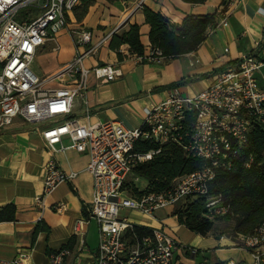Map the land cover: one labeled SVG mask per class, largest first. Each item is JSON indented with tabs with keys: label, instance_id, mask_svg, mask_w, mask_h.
<instances>
[{
	"label": "built area",
	"instance_id": "2783aa9c",
	"mask_svg": "<svg viewBox=\"0 0 264 264\" xmlns=\"http://www.w3.org/2000/svg\"><path fill=\"white\" fill-rule=\"evenodd\" d=\"M80 0H0V132L16 118L37 127L48 152L74 150L88 155L87 172L93 179V199L88 218L78 221L77 234L89 220H95L99 245L95 264H180L177 258L186 247L162 228L138 237L134 224L121 216L123 210L154 217L167 207L183 208L187 201L203 198L210 220L228 215L221 195L210 194L215 170H229L235 161L246 166L254 160L250 150L254 130L264 132V45L245 55L229 69L219 73L211 84L194 96L177 88L159 103L144 108L140 127L130 129L118 122L87 124L72 116L80 104L87 106L89 78L110 83L122 74L111 64L87 68L85 57L93 55L111 34L91 45L88 31L76 35L74 57L56 73L41 77L32 64L48 44L60 49L58 36L68 28V15ZM219 25L227 26V18ZM261 48V49H260ZM158 49L136 56L138 62H160ZM88 116V110H86ZM68 140V143L65 141ZM138 141L157 145L145 153L136 151ZM177 144L207 164L199 170L174 179L162 191H147L132 197L127 189L134 168L148 162L164 145ZM76 176L62 170L51 158L44 166L43 190L36 197L42 222L45 198L61 183ZM62 206H59L60 210ZM238 244L251 255L249 262L234 260L203 264H264V221L252 235L238 234ZM24 253L0 264H26ZM69 251L49 255L48 264H64Z\"/></svg>",
	"mask_w": 264,
	"mask_h": 264
},
{
	"label": "crops",
	"instance_id": "0c3cea01",
	"mask_svg": "<svg viewBox=\"0 0 264 264\" xmlns=\"http://www.w3.org/2000/svg\"><path fill=\"white\" fill-rule=\"evenodd\" d=\"M143 6L161 13L177 25L188 15L215 14L216 26L208 29L205 41L196 51L179 58L138 62L136 56L129 53L128 46L124 45L120 48L124 59L119 61L116 52L110 49V41L114 34L129 24L140 26L145 55L151 49L150 26L145 21ZM223 18H227V26L219 25ZM74 31H88L92 36L91 45L111 34L95 54L85 57L84 65L90 69L111 64L119 68L122 75L110 83H99L90 76L87 106L80 104L72 116L91 125L118 122L134 129L143 122L144 108L164 100L172 89L177 88L185 96H194L207 88L219 73L234 67L245 55L256 52L259 44L262 47L264 0H207L197 4L183 0H94L84 14L79 3L68 15V28L61 33L71 41V53L59 58L55 53L61 48L54 52L51 45L45 46L35 58L40 59L39 72L44 73L32 69L38 76L56 73L74 57L77 51L74 44L76 35L72 36ZM51 158L62 170L76 176L61 183L45 198L43 226L36 232L41 210L36 205V197L42 193L44 166ZM88 159L87 154L74 150L51 155L37 127L22 118H16L10 127L0 132V212L10 204L16 207L14 221L0 222L1 258L11 260L24 253L26 264H48L51 253L73 242L64 264H95L99 245L97 222L88 219L82 232H75L78 221L88 218L87 208L93 199V179L86 170ZM136 180L144 183L143 190L147 187L145 179L137 177ZM59 206H62L60 210ZM175 208L161 209L154 217L143 215L145 222L133 223L151 229L163 227L169 235L179 240V235H183L191 239L192 245L213 248V252L217 253L232 250L238 253L240 261H251L250 253L237 246V236L233 240L213 236V233L200 236L178 223L173 215ZM158 213H162V216L158 217ZM120 215L128 218L125 215L129 213L123 210ZM185 250L182 252L185 256H179L177 262L193 264L191 260L200 252L193 246ZM212 262L223 261L204 259L194 264Z\"/></svg>",
	"mask_w": 264,
	"mask_h": 264
},
{
	"label": "trees",
	"instance_id": "16d2710c",
	"mask_svg": "<svg viewBox=\"0 0 264 264\" xmlns=\"http://www.w3.org/2000/svg\"><path fill=\"white\" fill-rule=\"evenodd\" d=\"M188 3H204L207 0H183ZM94 0H80L83 14ZM145 21L150 26L149 41L151 50L158 49L164 59H176L196 51L207 37L209 28L216 26V15L186 16L182 23H171L165 16L150 8H142ZM264 42V41H263ZM128 46L129 53L135 56H145V47L140 40V26L129 24L127 28L112 36L110 49L116 52L118 60L124 59L120 48ZM136 151L145 153L158 146L147 141H138ZM250 150L254 152V160L247 167V154L244 159L235 161L230 169L215 170L216 176L210 185V194L221 195L229 208L228 215L222 219L232 223V232L237 236L252 235L264 221V132L254 130L251 135ZM206 161L186 152L177 144L164 145L152 160L138 164L133 175L145 179L148 184L144 190H138L127 184L129 195L139 196L147 191H162L169 187L174 179L201 169ZM16 207L10 204L0 212L1 221H14ZM180 225L188 230L206 237L216 230L214 220L206 216L205 200L196 198L189 201L185 208L174 211L173 214ZM43 222L37 223L36 232L42 229ZM151 228L134 225L138 237L151 234ZM73 241V239H72ZM73 242L65 246L69 247Z\"/></svg>",
	"mask_w": 264,
	"mask_h": 264
},
{
	"label": "rangeland",
	"instance_id": "374dc122",
	"mask_svg": "<svg viewBox=\"0 0 264 264\" xmlns=\"http://www.w3.org/2000/svg\"><path fill=\"white\" fill-rule=\"evenodd\" d=\"M57 41H58V43L60 45V48H61L57 53H55V54H57V57L61 58V57H64L65 55H67L68 53H71L73 46H72V43H71V41L69 40V38L67 36H65V35L61 36V34H60L58 36V38H57ZM40 65H41V61H40L39 58H37L33 62L32 69H34V71L39 72L40 71L39 70L40 69ZM39 73H44V71L39 72ZM136 179H137L136 175L135 176L134 175L130 176L129 179H128L127 184H130L131 186H134L138 190H143L144 183L140 182V181H137ZM188 203H189V201L186 204H188ZM175 210H178V208H175ZM125 213H129V215H125V216H128L129 221L131 223H133V222L134 223H140V222H142L144 220V216L145 215L142 214L141 212L132 211V210H130V211L129 210L128 211L125 210ZM136 213H138V214H136ZM160 216H162V213H160L158 217H160ZM144 222H145V220H144ZM214 225L216 226V230L213 232V236H218V237H222L223 236V237H225L227 239H232V240L236 239L235 234L232 232V223L231 222H225L222 219H214ZM179 238L181 239L180 242L182 243V245L184 247L193 246L200 252V253L198 252L199 254L194 259L191 260L194 263H200L204 259L212 260V259H215V258L220 260V261H229V260H234L235 262H239L240 261L239 255L235 251L226 250L225 252L217 253V252H213V248H203V247H198V246L192 245L191 244V239L188 240L183 235L182 236L179 235ZM227 242H229V241H227ZM181 256L184 257L185 255H182V253H181ZM186 257L189 258V256H186Z\"/></svg>",
	"mask_w": 264,
	"mask_h": 264
}]
</instances>
